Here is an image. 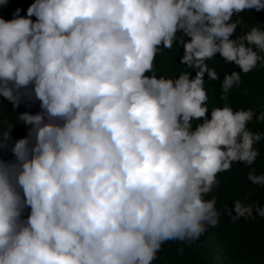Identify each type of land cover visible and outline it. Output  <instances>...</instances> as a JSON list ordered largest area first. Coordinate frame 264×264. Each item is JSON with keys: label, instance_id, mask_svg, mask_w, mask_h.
I'll return each mask as SVG.
<instances>
[{"label": "clouds", "instance_id": "clouds-1", "mask_svg": "<svg viewBox=\"0 0 264 264\" xmlns=\"http://www.w3.org/2000/svg\"><path fill=\"white\" fill-rule=\"evenodd\" d=\"M251 10L264 0H33L0 16V105L41 109L18 115L28 134L0 159V264H154L166 242L217 226V176L251 168L264 140L248 128L264 112L228 103L264 65V27L232 38ZM180 45L183 70L158 74ZM217 54L239 71L220 81ZM206 80L220 81V106ZM247 180L264 187L255 169Z\"/></svg>", "mask_w": 264, "mask_h": 264}, {"label": "trees", "instance_id": "trees-1", "mask_svg": "<svg viewBox=\"0 0 264 264\" xmlns=\"http://www.w3.org/2000/svg\"><path fill=\"white\" fill-rule=\"evenodd\" d=\"M32 2L33 0H8L7 5L0 8V16L11 19L16 9H20V15L24 16ZM241 16L242 23L237 27L233 39L248 31L246 25L258 24L264 27V10H251L241 13ZM182 55V45L174 47L170 52L163 51L157 58L158 74L174 76L183 70V65L179 64ZM208 64L220 74V81L223 80L224 73L239 71L238 66L233 63L224 64L219 54ZM190 75L194 76L195 71L192 70ZM220 81L205 82L210 107L222 104L219 99ZM228 103L235 109L251 108L257 115L264 112V65H258L248 74H242L241 83L232 89ZM40 111L39 101L32 99L22 97L21 103L15 109L11 103L3 101L0 105V126L6 129L9 124H14V127L10 133L11 140L4 141L5 147L0 149V159L13 160L10 151L12 143L28 134L29 126L16 123L18 115L25 112L36 114ZM248 128L253 132H264V120H254L248 124ZM254 147L260 155L251 168L243 164H233L231 171L217 176V186L206 197L216 199L220 212L217 226L209 228L205 235L192 244L166 242L158 252L154 264H264V216L260 215L261 209H264V187L253 185L247 180V173L251 169H255L256 174L264 173V140ZM237 202L247 208L245 215L237 216ZM29 211L30 209H25L24 219Z\"/></svg>", "mask_w": 264, "mask_h": 264}]
</instances>
